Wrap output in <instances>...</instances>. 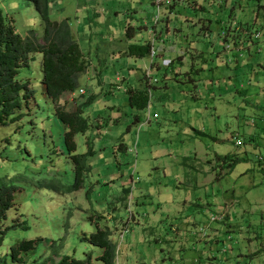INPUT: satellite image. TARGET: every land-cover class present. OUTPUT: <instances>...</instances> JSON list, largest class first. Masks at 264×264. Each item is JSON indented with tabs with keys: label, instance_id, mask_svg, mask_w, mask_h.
Wrapping results in <instances>:
<instances>
[{
	"label": "rangeland",
	"instance_id": "374dc122",
	"mask_svg": "<svg viewBox=\"0 0 264 264\" xmlns=\"http://www.w3.org/2000/svg\"><path fill=\"white\" fill-rule=\"evenodd\" d=\"M192 1L176 0L177 5L170 16L174 32L168 37L165 34L163 42L168 49L174 46L177 53L182 51L187 54L185 62L188 69L192 64L190 55L196 49L203 50L206 60L212 57L213 48L224 49L219 39L220 26L222 21L225 25L237 22L229 21V11L234 4L236 19L239 22L248 21L257 28L255 37L258 34V38L263 41L259 44V53L256 52V55H258L257 60H260L258 62L264 64V7L261 6L264 5V0H199L208 10L202 15L204 20L199 19L194 7L188 5ZM48 2L50 18L54 21L68 19L71 31H75L77 37L81 38L79 42L82 50L88 54L90 32L94 23L87 18L94 10L95 4L91 0H48ZM79 2L82 3L80 10L76 8ZM104 5L105 9L110 8L108 12L117 8L120 14H123L120 17L123 30L125 25L131 23L135 28L136 37L133 39L125 37V29L124 37L121 39L118 37L113 41L104 42H100L98 38L92 40L93 44L97 43L101 48L100 51L94 49L91 52V58L97 64L100 74H96L94 69H91L90 76L85 74L80 76L75 91L76 99L70 101L67 95L61 97L62 105L68 110H75L78 104L89 97L93 98L92 103L83 113L90 121V128L86 133L75 136L76 153H86L89 146L92 147L88 144L89 138L92 139L91 142L94 141L96 151L99 147H103L100 153L97 152L99 157L96 155V160L92 162L93 166L91 165L87 176L84 177L82 188L77 191L71 187L60 191L49 187L53 177L56 178L57 185L64 187L73 185L75 172L74 164L65 150L66 128L56 117L55 105L45 93L42 81V54L34 53V59L19 70L18 80L29 82V87L35 90V94L24 102L20 111L23 115L20 118L10 121L7 125H0V178L13 179L17 185L14 207L8 211V218L5 221V226L14 224L15 227L6 232L4 241L0 245V264H53L64 255L78 259H87L91 256L92 260L97 262L102 249L85 242L82 235L95 232L98 227L109 231L110 239L116 245L117 263H123L126 248L123 242L130 227L126 224L121 225V221L126 218L133 220L135 217L143 224L145 216L142 217L141 213L138 216L137 207L145 206L148 209L153 206L151 202L135 205V198L132 199V195L135 197L139 189L143 192L146 190L151 198L161 189L172 190L176 192L178 199L193 198L195 193L202 195L206 191L212 194L217 190L225 193L235 190L242 207L234 214L230 213L232 215L230 223L218 222L229 236V239L225 236V243L230 248L226 252L218 251L216 257L221 264H229L228 260H231V264H264V222H262L264 98L255 97L256 100L244 102L243 96L231 94L229 98L227 97L229 103H219V99L203 100L204 96L197 93L200 98L188 100L186 105L183 100L169 104L170 109L179 105L178 112L169 111L168 114V110L161 105L151 107L153 111L158 108L162 112L159 119L153 118L151 123L137 125L133 117L136 114L144 115L143 112L123 105L126 102L123 88H114V82L119 83L116 80L117 75L120 81L124 79L126 81L130 76L135 77V80L142 76L145 59L132 58L134 69L131 72L125 63L128 57L120 55L127 44L138 42L139 38L141 40L148 38L147 31L139 27L149 16L148 9L156 15V7L150 0H109ZM0 10L13 21L17 32L23 37L29 35L30 30L42 35V19L35 0H0ZM165 14L166 10H163L159 20L165 19L168 13ZM99 18L104 20L102 23L105 22L103 29L110 32L107 26L111 23H106L105 14L102 13ZM203 23L210 26L206 35L200 32L199 26ZM160 25H164V21ZM224 28L225 26L222 29ZM97 29H93V32L98 36L106 34L102 29ZM155 47H158L157 43ZM170 55L174 58L176 53L171 52ZM115 56L120 57L116 59ZM98 58H101V64ZM149 58H146V62ZM252 67L241 68V84L250 89L260 84L259 86L264 90V70L255 67L254 73ZM209 72L204 71V76L207 77ZM172 86L170 94L174 91V98L178 99L183 96V91L189 93L193 90L191 84ZM80 89L85 90L82 96L79 93ZM114 97L116 100H113ZM152 99L154 97L151 101ZM114 104L121 108L119 113L113 111ZM187 108L190 110L187 111ZM99 121L103 122L102 125L106 123L107 128L101 129L98 126ZM248 132H253V139L249 140ZM217 136L224 142H215L214 138ZM123 143L129 149L126 152H121L119 148ZM216 153L234 154L235 159L241 160L232 165L229 171L224 170L219 185L215 187L205 183L204 186L197 187L195 180L192 183L187 182L183 174L178 179L174 177L169 184L166 181L161 182L162 177L155 172V167L165 161L178 159V162L185 166L182 168L179 164L178 168L182 170L187 169L198 158L202 162L201 165L193 164L192 169L200 170L209 166L210 169L212 167L214 175L216 172L220 173L225 166L223 160H216ZM209 160L212 161L211 165H208ZM114 173L117 176L112 181L111 176ZM193 176L197 177L199 182L203 179L200 173L195 172ZM125 184L130 185L132 195H129L130 197L123 203L122 187ZM221 196L222 194H219V198ZM153 200H156L155 197ZM99 214L106 215V218H99ZM113 215L116 221L112 218ZM196 218L201 222L200 224L208 220L199 214ZM115 225H121V228ZM134 225L137 227V224ZM167 228H169L168 224ZM161 229L152 236L151 243H155L154 237L166 236L167 231ZM30 239L37 241L34 251L25 255L23 262L13 261L12 246ZM158 249L154 250L157 258L162 257L158 264H179V259L174 262L163 259V250ZM137 250L146 254L147 245H137ZM149 252L151 254V249ZM251 252L259 254L253 256ZM133 258L134 264H142L135 255Z\"/></svg>",
	"mask_w": 264,
	"mask_h": 264
},
{
	"label": "crops",
	"instance_id": "0c3cea01",
	"mask_svg": "<svg viewBox=\"0 0 264 264\" xmlns=\"http://www.w3.org/2000/svg\"><path fill=\"white\" fill-rule=\"evenodd\" d=\"M91 1L95 4V8L89 13L90 15L87 18L89 21L94 23V27L90 32V50L88 54H85L82 50L86 59L90 63L89 73L85 74L87 76H90L91 69H94L96 74H100V72H98L97 64H95V62L91 58V52L94 49L100 51L101 48L99 44H93L92 40H97L98 38L100 42H104L107 40L113 41L118 37L121 39L124 37V30L126 29L125 25V29L123 30L121 24L122 20L120 19L123 14H120V11L117 10V8H113L111 12H108L110 8L105 9L106 6L104 4L109 0ZM150 1L156 7V15H154V13H152L151 10L148 9L149 16L144 24L139 27V29H145L147 31L148 38H143L142 40L141 38H139L138 42L143 43L145 41H151L154 47L157 43L158 47H155L156 55L153 59L150 57L148 59V62H146L145 59L142 67V76H139L138 79L135 80V77L131 78L130 76V79H127L126 81L124 79L123 81H119V83L114 82V88H123L126 100L123 105L129 106L126 90L129 88L143 89L147 87L145 69L151 67V75L152 77L157 79V82L151 87V98L154 97L156 102H154V99H152V101L150 99L148 108L142 111L144 115L136 114L133 117V120L137 125L139 123H151L153 118H155L154 120L159 119L160 115H162V112L158 110V108H155V110L153 111L151 107H160L161 105V107L168 110V114L169 111L178 112L177 110L179 108V105L174 106L172 109H170L169 104L171 102L183 100L186 105L188 100H197L200 98L197 93L201 94V96H204L203 100L209 98L214 100L219 99V103H229L230 101L227 99V97L231 94L233 96L236 94H238L239 96H243L244 102L250 101L251 99L256 100L258 97L264 98V90L261 86H259L260 84L252 89L243 87V85L241 84V68L246 69L253 66L252 70H254V73L255 67L257 69L261 67L262 70H264V64L258 62L260 60H257L258 55H256V52L259 53L258 46L263 40L261 41L259 39L260 37H255V29L257 28H254V24H250L248 21L239 22L236 19V12L234 11L235 4L229 11V21L234 20L237 22H230L225 25V23L222 21L220 26L221 32L219 33V39L220 44L223 45L224 49L218 50L216 49V47L213 48L212 57L207 58V60L205 59V53L203 52V50L196 49L194 53H190L192 64L189 66L190 69H188L185 62L187 54L183 53L182 51L177 53L174 46H171L168 49L163 43L165 41L164 35L166 34L168 37L171 32H174L172 31V19L170 16L172 15V12L175 10V6L177 5L176 0H166L162 2V4L160 5V13L163 10H166V14H168H165V19L161 18L160 20L158 19V21H156V17L158 16V5L156 3V0ZM188 5L194 7V11L197 13L199 19H205L202 15L208 10L205 9L204 5L200 4L199 0H193L191 3H188ZM76 8L80 10L82 8V3H77ZM102 13L105 14L106 23H111V25L107 26V30L110 32H106L103 29V25L105 24V22L102 23L104 20L102 18H99ZM162 21H164V25H160ZM129 25L132 26L131 23ZM223 26H225L224 29H222ZM97 28L102 29V31H104L106 34H101L100 36H98L96 32H93V29ZM199 28L201 29L200 32L206 35L210 29V26L203 23L201 26H199ZM74 32L75 31H73L72 33L75 39L79 42L81 38L77 37ZM125 37H127L126 31ZM135 37L136 35H134V38ZM129 44H127V46ZM227 45L230 46V49H227ZM127 46L120 56H127L125 55ZM171 52L176 53V56L174 58L170 55ZM120 56L115 57L116 59H118V57ZM126 60L127 61H125V63L127 64L129 71L132 72V70L134 69L133 59L131 57H128ZM98 61L100 63L101 58H98ZM204 71H210L207 77L204 76ZM173 84H177V87H179L181 84H191L193 86V90H190L189 93L183 91V96L181 98H174L175 92L172 91V94H170ZM113 100H116L115 97ZM235 101L239 102V100ZM193 107L195 109L197 108L195 106ZM180 109L184 108L180 107ZM186 110L189 111L190 108H187ZM113 111H118L119 113L121 111V108H118V106L114 104ZM100 122L101 121H99L98 126L101 127V129L104 127L107 128L106 123H104L105 125H102L103 122ZM176 123L178 124V122ZM195 132L197 133V131ZM192 137H194L195 139L197 138V136ZM248 138L249 140L254 138L253 132H248ZM88 140V143L92 145V148L95 152L94 157L89 160L90 165L93 166L92 162L96 160V155H98L97 152L100 153L103 147H99L96 151L94 141L91 142L92 139L90 138ZM214 141L218 143L224 142V140L219 138L218 136L214 138ZM197 143L199 142L197 141ZM119 148L121 152H126L127 150H129L125 143L121 144ZM218 156L225 155L216 153V160L222 161V159L218 158ZM207 162L208 165H211L212 161L209 160ZM118 163L120 164V166H122L120 161ZM201 163L202 162L198 158H196L191 165H201ZM179 164L181 163L178 162V159L175 158L173 159V161H165L155 167V172L159 173V175L162 177L161 182L166 181L170 184L174 177L178 179L183 174L182 176L185 175V179L187 182L192 183L195 180L197 187H201V185L204 186L205 184L215 187V185H219V181L223 176L224 170H230V168H225L224 166L222 167L220 173L216 172L213 175V169L212 167L210 169L209 166L206 168H201L199 170L192 169V166L189 165L187 169L179 170ZM181 167L185 168V166L182 164ZM195 172L200 173L203 176V179H201L200 182L197 177L193 176V173L195 174ZM186 173H188V175H186ZM112 175V181H114L117 174L114 173ZM130 176L132 179V175ZM124 188H129V194L123 201V203L127 201V198L130 197L129 195H132L130 185L125 184L123 185L122 190ZM138 191L139 192L135 197L134 195H132V199L135 198V205L139 206L141 203L145 204V202H151L153 203V206L148 209L145 208V206L140 208L137 207L136 211H138V216L139 213L142 214V217L145 216L144 223L141 224L139 220L135 219V217L129 222L128 225L130 229L126 233V237H124L125 239L123 242V244L126 246L124 252L125 260L121 264H134L133 255H135L136 259L140 260L142 264H158V262H160V259L162 258H157L155 254L154 250L158 248L160 250H163V259H170L172 262L179 259V264H221L216 255L218 251L226 252L227 249L230 248L225 243V236H227L228 234H225V231L220 227V225H218V222L211 221V216L219 212H225V214H227V218L223 222H226L227 224L230 223L232 217L230 213L234 214V212H237L238 208L242 207L240 205V201L236 197L235 190L226 193L224 191L219 192V190H217L216 193L212 192V194L206 191L205 193L202 192V195L201 193H195L193 198L181 197L180 199H178L176 198L175 191L161 189L156 192V195L154 194L156 200H153L154 197L151 198V196H149L150 194L146 190L145 192H143L142 189H139ZM219 194H222L220 198ZM192 200L194 201L192 202ZM197 214H199V216L208 218L209 221L207 220L206 222H204V224H200L201 222H198L196 220ZM112 217L116 221L115 215H113ZM126 220L127 218L125 220L123 219V221H121V225L125 224V222H127ZM262 222H264V217H262ZM134 224H137V227H135ZM167 224L169 228H167ZM121 225H115V227L121 228ZM161 228H164L167 231L166 236H161L159 238L154 237L153 240L155 243H151L150 239L153 235L155 236V233L160 232L162 230ZM226 231L229 232V230ZM171 233H173L174 235H171ZM116 234L118 235L119 231L116 232ZM141 237H143V239ZM228 237L229 236H227V238ZM141 244L147 245L146 254L143 251L139 252L137 250V245L141 246ZM149 248L152 251L151 254L149 252ZM135 251H137V253ZM258 254V252H251V255L253 256H257ZM228 263L231 264V260H228Z\"/></svg>",
	"mask_w": 264,
	"mask_h": 264
},
{
	"label": "trees",
	"instance_id": "16d2710c",
	"mask_svg": "<svg viewBox=\"0 0 264 264\" xmlns=\"http://www.w3.org/2000/svg\"><path fill=\"white\" fill-rule=\"evenodd\" d=\"M35 1L42 19L43 32L41 36L35 30H30L29 35L23 37L17 32L13 21L0 10V125H7L10 121L20 118L23 115L20 111L24 102L34 96L35 90L29 87L30 83L21 82L17 75L22 66H27L34 59V53H41L42 81L45 93L55 105L56 117L66 128L64 133L65 150L74 164L75 172L73 185L66 187L57 185V180L53 177L49 187H53L55 191L67 189V187L77 191L82 188L85 182L84 177L87 176L91 167L89 159L95 154L90 146L86 153H76L75 142L77 134L86 133L90 128V121L84 117L83 113L84 109L92 103L93 98L89 97L78 104L75 110H68L62 105L61 97L71 92L76 93L79 78L82 74L87 73L90 63L82 52L79 42L75 39L68 19L52 20L48 0ZM261 6L264 7V5ZM135 33L134 27L126 26L128 38L133 39ZM152 47L151 41L130 43L125 55L131 58L146 59L151 56ZM126 94L128 104L132 109L143 111L148 108L151 96L147 87L143 89L129 88L126 90ZM218 158L225 162V168H231L241 160L235 159L234 154L218 156ZM16 191L17 185L13 179L0 178V245L4 241L6 232L15 227L14 224L5 226V221L8 218V211L14 207ZM122 191L124 194L122 200H125L129 194V188H124ZM98 217L106 218V215L99 214ZM226 218L227 214L224 219L215 222H223ZM130 221L131 219L127 220L125 224L128 226ZM82 239L102 249V253L97 257V262H94L91 256L87 259H78L74 256L64 255L53 264H118L116 245L111 241L107 229L98 227L95 232L84 233ZM36 244V240L30 239L13 245L11 248L12 260L23 262L24 256L33 252Z\"/></svg>",
	"mask_w": 264,
	"mask_h": 264
},
{
	"label": "built area",
	"instance_id": "2783aa9c",
	"mask_svg": "<svg viewBox=\"0 0 264 264\" xmlns=\"http://www.w3.org/2000/svg\"><path fill=\"white\" fill-rule=\"evenodd\" d=\"M164 1H166V0H156V3H157V5H158V16L156 17V21H158V19H159V14H160V5L162 4V2H164ZM258 34H257V38H258ZM227 49H230V46L229 45H227ZM155 55H156V49H155V47L153 46L152 47V52H151V58L153 59L154 57H155ZM89 73V70L87 71V74ZM118 77H117V81H120V79H119V75H117ZM145 77H146V79H147V89H148V92L150 93V95H151V87H152V85H154L156 82H157V79L156 78H154V77H152V75H151V67H149V68H146L145 69ZM79 93L80 94H84L85 93V90H83V89H80L79 90ZM76 93H74V92H71V93H68L67 94V96L70 98L69 100L70 101H72L71 99H76ZM237 144H238V141H237ZM224 217H225V212H219V213H217V214H213L212 215V217H211V221H213V222H215V221H221L222 219H224Z\"/></svg>",
	"mask_w": 264,
	"mask_h": 264
}]
</instances>
